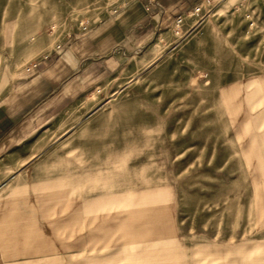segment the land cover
<instances>
[{
  "label": "rangeland",
  "instance_id": "1",
  "mask_svg": "<svg viewBox=\"0 0 264 264\" xmlns=\"http://www.w3.org/2000/svg\"><path fill=\"white\" fill-rule=\"evenodd\" d=\"M129 2L0 0V91L71 31ZM201 7L122 53L56 121L72 130L50 156L67 183L56 186L66 200L56 220L82 226L90 248L98 228L105 255L264 264V0Z\"/></svg>",
  "mask_w": 264,
  "mask_h": 264
},
{
  "label": "crops",
  "instance_id": "2",
  "mask_svg": "<svg viewBox=\"0 0 264 264\" xmlns=\"http://www.w3.org/2000/svg\"><path fill=\"white\" fill-rule=\"evenodd\" d=\"M203 1L131 0L93 27L71 31L10 78L0 91V264H152L119 251L105 255L98 228L90 248L82 226L57 222L55 202L66 200L56 198V186L67 183L50 156L57 138L72 130L62 132L56 121L103 83L122 53L141 50L159 29Z\"/></svg>",
  "mask_w": 264,
  "mask_h": 264
},
{
  "label": "built area",
  "instance_id": "3",
  "mask_svg": "<svg viewBox=\"0 0 264 264\" xmlns=\"http://www.w3.org/2000/svg\"><path fill=\"white\" fill-rule=\"evenodd\" d=\"M150 1V3H154V2H157V0H149ZM201 5H198V6H196V7H194V13H198V12H200V10H201ZM174 23L178 26V28H180L182 25H183V23H184V17H182V16H177L176 18H175V20H174Z\"/></svg>",
  "mask_w": 264,
  "mask_h": 264
},
{
  "label": "bare ground",
  "instance_id": "4",
  "mask_svg": "<svg viewBox=\"0 0 264 264\" xmlns=\"http://www.w3.org/2000/svg\"><path fill=\"white\" fill-rule=\"evenodd\" d=\"M57 25L55 24V25H53V28H55Z\"/></svg>",
  "mask_w": 264,
  "mask_h": 264
}]
</instances>
